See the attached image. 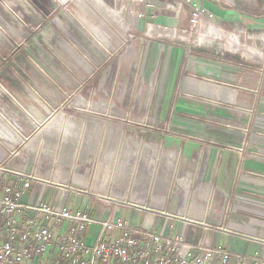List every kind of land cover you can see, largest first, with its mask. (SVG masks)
<instances>
[{"label":"rangeland","instance_id":"rangeland-1","mask_svg":"<svg viewBox=\"0 0 264 264\" xmlns=\"http://www.w3.org/2000/svg\"><path fill=\"white\" fill-rule=\"evenodd\" d=\"M152 1L154 8L141 11L130 0H0V119L16 125L18 141L22 136L12 153L43 179L55 171L70 202L95 212L111 190L136 199L158 182L215 195L205 182L206 160L192 152L227 147L238 160L228 203L241 206L238 215L259 234L264 35H248L242 26H192L164 0ZM250 1L245 8L262 13L264 0L258 7ZM236 36L252 49L240 52ZM198 49L207 52L205 70L190 57ZM183 54L185 68L174 67ZM218 57L235 66L224 71L223 85L209 81L219 74ZM0 134L7 136L1 126ZM249 157L263 163L259 173L248 172ZM129 198L124 202L139 205ZM108 199L112 206L120 201Z\"/></svg>","mask_w":264,"mask_h":264},{"label":"crops","instance_id":"crops-1","mask_svg":"<svg viewBox=\"0 0 264 264\" xmlns=\"http://www.w3.org/2000/svg\"><path fill=\"white\" fill-rule=\"evenodd\" d=\"M60 1L62 2L65 0ZM253 1L255 4V0ZM196 2L197 6L201 7L205 12V16L199 20L198 24L201 22L203 24L213 23L222 26L223 30L242 26L245 32L249 31L248 35L250 32H255L251 34L264 35V3L260 6L262 13L252 14L245 8L250 6L248 4H253L250 0H196ZM256 5L257 7L260 5L259 0H256ZM179 13H182L181 19L178 18L180 22L185 20L189 21L191 14L190 8L185 7ZM212 29L219 34L217 29L214 27ZM244 44L248 46L246 43ZM242 50L243 49L239 51L241 52ZM177 51L178 50L173 49L172 54L175 56ZM190 52V57H198L197 60L200 61L199 63L203 65L202 68L204 69L206 63L203 61L207 58V52L202 49H198L197 52ZM225 56H228V54ZM175 58L177 59L172 62L173 66L181 67V64H183L182 66L185 68V55L183 54L181 62L178 60L177 56ZM218 58V63H220V65L216 68L219 74H214L215 78L209 81L215 85H223L226 83L222 81L224 78V71H227V68L232 70L235 66L230 63L231 61L228 62L227 58ZM188 61L189 59L187 63ZM222 61H224V63ZM200 72L205 73V71L201 70ZM204 83H208L207 80ZM217 93L222 94L221 92ZM191 103L193 104V102ZM179 106L182 107V104ZM179 106L177 107L179 108ZM188 106L191 107L190 104ZM194 110L195 108L186 109L187 115L189 116L192 114L191 116H195ZM0 126L3 128V131L7 133V136H2L0 134V198L2 197L1 193L5 185L11 184L14 189H18L22 186L23 182L16 176V172H21L33 175L36 179L31 181L30 187L25 191L22 197V202L24 204L44 201L57 209L67 207L74 210L88 211L90 215L95 218L96 222L106 218L110 211L109 208L105 207L102 203L100 205L98 204L95 212H91V210H89L90 208L87 207H84V210L78 208L73 202H70L72 193H70L69 189L65 188L68 186L64 184V187H62V185L58 184V180H56L57 173L55 171L52 170L47 172V176L43 179L39 176L38 168H36L35 165H31L25 159L22 161L18 155H14V153H12L14 144L20 142L22 136L18 141L17 136L19 135L17 127L8 120L5 121L4 119L3 121V118L0 119ZM189 152L190 151H188V153ZM192 154L197 157L201 156L206 160L204 168L205 182L216 189L217 193L215 195L210 194L209 191H204L201 194H190L186 190L189 184L186 188L183 187V191L181 192L175 190L171 191L169 189H164L163 187H165V185L160 182H158L157 185L154 183L152 186L153 189L150 190L148 188L150 186H147L148 192L145 193L141 191V195L133 192L135 195L138 194L136 199L129 192H125L127 194L122 195V193L117 192V190H111L110 192L112 193H110V195L103 197L105 199L114 197L119 199V202L122 203L121 205L116 203L113 206L111 205L114 207L113 215L129 221L132 226L142 229L146 228L157 234L171 236L181 234L185 237L186 242L192 244H198L204 240L207 244H220L228 251L249 253L256 250H264V229H262L259 234H252L251 231L253 229H251L250 226L254 227V223H251L247 217L245 218L238 215L240 211L242 213V207L237 206L238 204L235 202L229 204V201L234 200L230 184L233 183L237 176L235 173V162L237 163L238 161L236 153L230 149L228 150L227 147L219 148L218 146H214V148L204 147L202 150L194 149ZM262 164L263 163L252 157H249L246 161L249 173L255 171L259 173L264 165ZM47 177L50 179L45 180ZM74 183L75 182L72 184L74 185ZM145 188L146 187H143L142 190ZM101 189L102 188H100L98 192L101 193ZM129 195V200L135 201L139 203V205L125 203ZM84 205H87V202ZM171 226L173 227L172 231H170ZM99 228L100 225L91 226L88 232L85 231V233L82 234V237L84 239L86 238L87 243H94ZM117 261L118 260H115L112 264H120L117 263Z\"/></svg>","mask_w":264,"mask_h":264},{"label":"built area","instance_id":"built-area-1","mask_svg":"<svg viewBox=\"0 0 264 264\" xmlns=\"http://www.w3.org/2000/svg\"><path fill=\"white\" fill-rule=\"evenodd\" d=\"M130 2L142 6L141 11L154 8L152 0ZM196 3L164 0L165 9L174 12L190 8L192 26L205 16ZM16 176L22 186L5 185L0 198V264H112L115 260L123 264H264V250L228 251L220 244L204 240L192 244L181 234L162 235L132 226L113 215L111 199L102 202L110 212L99 222L85 210L57 209L44 201L24 204L22 197L36 179L21 172ZM94 225H100L99 232L89 244L82 234Z\"/></svg>","mask_w":264,"mask_h":264},{"label":"bare ground","instance_id":"bare-ground-1","mask_svg":"<svg viewBox=\"0 0 264 264\" xmlns=\"http://www.w3.org/2000/svg\"><path fill=\"white\" fill-rule=\"evenodd\" d=\"M218 35V34H217ZM238 37L236 36L235 38H234V41H235V43H234V46H238L240 49L239 50H241V49H244V52L248 49H251L249 46H246L243 42H241V41H239L238 39H237ZM206 38H204V40H205ZM206 41V40H205ZM235 48V47H234ZM237 49V48H236ZM246 53V52H245ZM253 55V54H252Z\"/></svg>","mask_w":264,"mask_h":264},{"label":"trees","instance_id":"trees-1","mask_svg":"<svg viewBox=\"0 0 264 264\" xmlns=\"http://www.w3.org/2000/svg\"><path fill=\"white\" fill-rule=\"evenodd\" d=\"M117 263L123 264V263H121L120 261H117Z\"/></svg>","mask_w":264,"mask_h":264}]
</instances>
